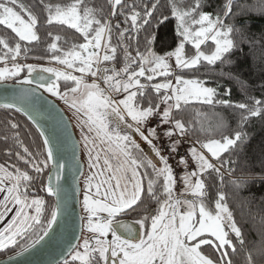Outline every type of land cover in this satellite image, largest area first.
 Returning a JSON list of instances; mask_svg holds the SVG:
<instances>
[{
	"label": "snow or ice",
	"instance_id": "1",
	"mask_svg": "<svg viewBox=\"0 0 264 264\" xmlns=\"http://www.w3.org/2000/svg\"><path fill=\"white\" fill-rule=\"evenodd\" d=\"M107 4L111 10L105 15L102 8L89 6L88 0H39V4L0 0V26L14 34L0 35V82L15 79L14 93L5 98L0 108L27 116L42 141V150L38 146L30 149L21 139L18 124L11 120L5 124L3 138L12 142L5 154L8 160H14L0 163V221L10 212L14 211V215L0 228V252L14 250L15 256H20L51 238L53 225L67 214L61 173L75 160L85 177L81 231L91 235L82 242L78 237L77 243H69L56 264H233L228 249L235 255L238 244L244 251V234L226 193L217 188L210 196L208 180L215 173L223 185V155L245 143V124L252 118L264 117V99L249 96L244 81L223 71L224 65L232 63L228 57L233 50L250 42L241 28L225 23V18L241 14L239 10L233 12L238 0H224L213 11L204 10L213 7L210 0H166L164 4L161 0H107ZM260 11L264 12V8ZM41 12L46 25L67 26L83 39L76 43L58 33H47L51 38L47 43L50 61L63 67L20 62L28 58L30 46L41 42ZM117 15L123 17L126 27L120 22L112 24ZM154 17L157 27L170 18L176 21L177 43L163 54L154 50L156 37L147 31ZM142 30L146 33L144 51L140 50L138 35H133ZM61 41L69 45L67 49L61 47ZM205 47L209 50L205 51ZM118 50L123 51L119 69L113 63L119 59ZM218 62L219 75L234 80L251 104L224 98L230 97V88L221 94L218 83L213 87L206 80L184 78L182 74L184 70L198 71ZM174 69L181 70V74L175 75L173 84L167 78L173 76ZM25 70L27 75L20 78ZM156 76L166 79L150 87L141 83V77L151 82ZM39 89L73 110L87 156V174L79 165V145L71 140L64 117L51 104L43 107L42 96L37 95ZM153 92L155 96L150 94ZM194 102L240 110L237 130L227 132L229 125L217 112L207 115L197 111L195 123L177 118ZM154 117L159 118V124L149 127ZM44 118L52 121L47 128L40 123ZM163 125H169L163 135L170 154L177 153L185 143L174 137H192L185 155L178 158V164L183 166L179 177L183 189L179 193L175 191L177 177L169 164L170 157L162 155L154 143ZM133 134L150 146L153 155L144 151ZM70 141L71 158L67 150ZM217 162H221L220 166ZM190 165L194 166L191 171ZM45 170L47 183L39 191L56 198L50 212L36 190V182ZM232 183L241 186L240 181ZM137 210L143 215L135 221L130 223L124 218ZM205 246L214 250L216 258L204 251ZM14 258L9 256L8 260ZM245 261L264 264V236L258 247L246 251Z\"/></svg>",
	"mask_w": 264,
	"mask_h": 264
},
{
	"label": "trees",
	"instance_id": "2",
	"mask_svg": "<svg viewBox=\"0 0 264 264\" xmlns=\"http://www.w3.org/2000/svg\"><path fill=\"white\" fill-rule=\"evenodd\" d=\"M24 2L39 4V0H24ZM49 2L56 3L63 2V0H49ZM127 2H131V0H127ZM139 2L140 0H137V3ZM161 2L164 4L166 3V0H161ZM189 2H191V0H189ZM210 2L213 7H205V11H213L214 8H218L223 4L224 0H210ZM88 3L89 6L102 8L105 15L111 10L110 6L107 4V0H88ZM239 5H244L243 9H240ZM249 8L252 10L250 11ZM262 8H264V0H238V4L234 6L233 12L235 13L239 10L241 14L225 18L226 24L234 23L236 27L241 28L250 42L239 44V46L233 50L228 57L232 63L230 65H224L223 71L238 76L240 80L248 85V88L246 89L247 94L257 99H264V12L260 11ZM161 11H165V14H167L165 9L162 8ZM157 16H159V12H157ZM45 19V15L41 12V21L38 28L41 42L30 46L32 50L29 52L28 58H21V63L48 64V62H52L53 64H56L54 61H50L51 53L47 51V43L51 42V38L47 36L48 32L54 34L58 33L62 36L69 37L70 42H83L82 37H80L78 33H75V30L68 29L67 26L64 25H46L44 23ZM111 22L113 25L120 22L122 27H126V25L123 24V17H120L119 15L114 17ZM175 29L176 21L174 19L170 18L157 27L156 18H153L152 26H150L147 31L153 33L156 37L153 48L158 54H163L175 47L177 43ZM4 34L14 37L11 30H6L3 26H0V35ZM145 34L146 33L143 30L139 34L133 33V35H138L141 51H144L145 48ZM112 43H116L115 32L113 34ZM131 43L135 46L134 41ZM207 44L211 45V41L207 42ZM60 45L65 49L69 46L68 44H64L63 41L60 42ZM188 48L191 50L190 45ZM204 50L208 51L209 49L205 47ZM118 57V61L113 62L117 69L123 64L122 50H118ZM2 66L3 65H0V67ZM220 71L221 64L218 62L216 65L201 67L198 71L184 70L182 74L184 75V78L206 80L208 81L209 86L215 87L218 83L221 94L224 89L230 88V97L224 98H229L234 103L247 102L251 104V101L246 100L245 94L241 91L240 86L234 80H229L226 76H220ZM22 74L23 72L21 73V76ZM176 74H181V70L176 69L173 76L168 77L167 79H175ZM165 79V77L156 76L154 81H147L146 83H148L150 87L151 83L165 81ZM6 81H15V79H8ZM142 81H146L145 78ZM150 94L155 96L154 92ZM197 111L207 115L217 112L229 125L226 129L227 132L231 133L234 130H237L241 114L240 110L222 105H216L213 107L194 102L187 106L183 112L179 113L177 118L183 117L185 122L193 120V123H195ZM9 120L18 124V131L20 132L21 139L26 146L30 149L38 146L41 147L42 150L41 138L35 127L27 120V118L21 113L15 112V110L0 108V163H4L8 160L5 150L12 143L11 140L6 142L3 138L5 134V124ZM243 131L247 133L245 143L242 145L238 144L235 149L223 155L222 162H225L221 168L223 185L220 184V178L217 177L215 173H213L212 178L208 180L209 185H211L209 188L210 196L215 195L217 188H221L226 193L227 202L234 212V217L238 226L241 227L244 234V251L240 249L238 244L235 255H232L231 249H228L233 264H246V251L258 247L261 243L262 236H264V117L252 118L247 124H245ZM133 135L137 142H141L143 146H146V143L143 140L138 136H135V134ZM187 137L192 139L191 135ZM204 138L205 137H201V139ZM15 150L16 149L13 148V152H15ZM13 160H8V162L11 163ZM228 161H234V163H226ZM217 163L218 166H220L221 162ZM21 167H23L22 164ZM47 173L48 170H45L43 176L37 180L36 183L38 184V187H41L43 183H46ZM234 180L240 181L241 186L236 187L232 183ZM38 194L46 200L47 209L48 212H50L51 207L54 205V198L48 196L46 192L40 191ZM141 207H143V205ZM137 212H139V214H137ZM137 212L131 214L133 219H138L143 215V212H140L139 210H137ZM204 251L210 256H213V258H216L214 250L209 246H205ZM14 253V250H5L0 252V258L7 257Z\"/></svg>",
	"mask_w": 264,
	"mask_h": 264
},
{
	"label": "water",
	"instance_id": "3",
	"mask_svg": "<svg viewBox=\"0 0 264 264\" xmlns=\"http://www.w3.org/2000/svg\"><path fill=\"white\" fill-rule=\"evenodd\" d=\"M34 64V63H31ZM42 67H53L50 65L36 64ZM27 75L26 70L23 72L20 78ZM45 76L49 75L47 73ZM15 81H3L0 82V104L5 102V98L10 97L15 89ZM37 95L42 96L41 104L44 108H47L49 104L53 105L56 110L64 117V122L68 126V131L71 134V140L75 141L79 145L77 155L79 156V165L83 166L84 163L81 155V147L78 138L74 132L72 123L62 109V107L49 95H47L43 89H39ZM44 101L48 103L45 104ZM23 115V114H22ZM25 116V115H24ZM27 120L34 126V124L25 116ZM40 123L45 127H49L52 123L47 118L41 119ZM35 127V126H34ZM36 129V128H35ZM141 144V142H138ZM146 146L141 144V147L149 155H153L150 146L146 143ZM68 157L71 158V153L73 151V145L71 141L67 145ZM51 168V165H49ZM83 175H81V169L76 165L75 160H72L71 166L66 165L61 173L60 184L63 187V196L66 200L67 214L65 217L58 219L57 223L53 225V231L50 233L51 238H45V241L38 245L36 248L24 253L20 256H15V253L9 256H14L15 258L11 261L8 257L0 258V262H6V264H56L57 261L61 260V257L65 254L69 243H77V238L81 236V220L82 215L79 209V195H80V180ZM48 177V173H47ZM53 182H55V175L53 174ZM47 183V179H46ZM79 189V191H78ZM54 198V204L56 203V198ZM128 222H133L136 219L125 218ZM138 228V225H134Z\"/></svg>",
	"mask_w": 264,
	"mask_h": 264
},
{
	"label": "rangeland",
	"instance_id": "4",
	"mask_svg": "<svg viewBox=\"0 0 264 264\" xmlns=\"http://www.w3.org/2000/svg\"><path fill=\"white\" fill-rule=\"evenodd\" d=\"M170 63L172 64L173 68H174V60L170 61ZM48 65H52V66H55V67H63V66H60V65H57V64H53L52 62H48ZM176 69H174L175 71ZM74 75H80L79 73H73ZM88 79V82H91V77H87ZM144 80V78H140V80ZM141 80V81H142ZM147 81H142L141 83H145L148 85V83H146ZM161 82H164V81H159V82H155V83H161ZM173 84L175 83V79L172 81ZM153 84V83H151ZM64 88L61 89V91H63ZM163 91V90H162ZM46 93V92H45ZM47 95H49L51 98H53L61 107L62 109L65 111V113L67 114V116L69 117L71 123H72V126H73V129H74V132L78 138V141L80 143V147H81V155H82V160H83V163H84V173L87 174L88 172V167H87V156L86 154L84 153V150H83V145L81 143V137H80V129L79 127L77 126V121H76V118L74 116V112L73 110L69 109L64 103L62 100H60L59 98L57 97H54V96H51L50 94L46 93ZM118 98H122V97H118ZM183 168V166H182ZM149 171V170H148ZM84 179L85 177L82 176L81 180H80V195H79V209H80V212L81 214L83 215V212H82V200H83V194H84ZM183 189V187H182ZM181 189V190H182ZM12 215H14V211L13 212H10L8 213V215L5 217L4 221H0V228H3L5 226V224L7 223L8 220L11 219ZM91 234L87 233V232H82L81 231V236H80V242L83 241L84 238L90 236ZM110 238V237H109Z\"/></svg>",
	"mask_w": 264,
	"mask_h": 264
},
{
	"label": "built area",
	"instance_id": "5",
	"mask_svg": "<svg viewBox=\"0 0 264 264\" xmlns=\"http://www.w3.org/2000/svg\"><path fill=\"white\" fill-rule=\"evenodd\" d=\"M163 105L161 106V111L163 110ZM157 124H159V118L158 117H154L152 118L150 121H149V127H155ZM166 126L163 125L161 126L159 129H158V132H159V139L157 141H154V143L157 144L158 147L161 148V154L162 155H169V164L173 167L174 169V172H175V175L177 177V184H176V187H175V191L177 193H179L183 187V184L182 182L179 181V177L183 174V171H182V165H179L178 164V158L179 156H184L185 153H186V150L187 148L189 147V143L188 141L191 140L189 137H174V138H180V139H183L185 141V143L183 145H181L179 148H178V151L177 153H169L166 145L168 143L167 141V138L164 137L163 135V132L166 130ZM175 157V158H173ZM194 166L193 165H190L189 166V171L192 170Z\"/></svg>",
	"mask_w": 264,
	"mask_h": 264
},
{
	"label": "flooded vegetation",
	"instance_id": "6",
	"mask_svg": "<svg viewBox=\"0 0 264 264\" xmlns=\"http://www.w3.org/2000/svg\"><path fill=\"white\" fill-rule=\"evenodd\" d=\"M34 64H44V63H34ZM44 65H46V64H44ZM102 83V82H101ZM62 88H64V82L63 81H61V89ZM151 172V169H149V173ZM38 184L36 183V190L38 191V193L40 192L39 191V188L40 187H38L37 186ZM145 186H146V181H145ZM145 200L147 201V196H145ZM153 208L154 207H156V205L154 204V203H152V205H151ZM139 216V215H138ZM124 218H132V216H131V214L130 215H128V216H126V217H124Z\"/></svg>",
	"mask_w": 264,
	"mask_h": 264
},
{
	"label": "crops",
	"instance_id": "7",
	"mask_svg": "<svg viewBox=\"0 0 264 264\" xmlns=\"http://www.w3.org/2000/svg\"><path fill=\"white\" fill-rule=\"evenodd\" d=\"M173 80H174V79H173ZM173 80H172V81H173ZM148 126H149V124H148ZM165 126H166V128H168V127H169V125H165Z\"/></svg>",
	"mask_w": 264,
	"mask_h": 264
}]
</instances>
